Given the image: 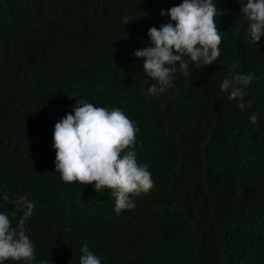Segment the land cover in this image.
I'll return each mask as SVG.
<instances>
[{
  "label": "trees",
  "instance_id": "16d2710c",
  "mask_svg": "<svg viewBox=\"0 0 264 264\" xmlns=\"http://www.w3.org/2000/svg\"><path fill=\"white\" fill-rule=\"evenodd\" d=\"M213 2L217 60L189 77L177 64L172 86L148 95L133 53L182 0H0V213L13 226L22 215L5 193L35 205L34 260L4 264H79L83 246L101 264H264V36L250 43L239 0ZM235 73L256 77L244 110L220 88ZM77 99L137 128L131 150L154 186L119 215L110 190L55 171L54 127Z\"/></svg>",
  "mask_w": 264,
  "mask_h": 264
},
{
  "label": "clouds",
  "instance_id": "9594fccd",
  "mask_svg": "<svg viewBox=\"0 0 264 264\" xmlns=\"http://www.w3.org/2000/svg\"><path fill=\"white\" fill-rule=\"evenodd\" d=\"M239 2L243 5L240 11L248 20V39L256 45L264 36V0ZM217 10L213 0H182L167 11L161 10V16L170 17V22L159 29L151 27L147 33L149 46L133 53L143 61L144 73L154 81L147 89L148 95L162 94L172 86L177 64L179 72L189 77L190 64L203 67L217 60L222 42ZM129 20L123 17V24ZM255 79L251 73H235L231 79L225 78L220 88L229 100H238V107L244 110L246 89ZM77 102L74 114H66L54 127L55 171L65 183L94 184L98 193L110 190L114 211L119 215L135 207L130 197L148 193L154 186L148 166L138 164L136 153L131 150L137 128L118 108L109 111L88 103L87 99ZM249 120L256 124L258 117L253 113ZM2 198L14 205L13 214L20 211L22 215L13 226L8 214L0 213V264L9 260L30 262L35 251L25 225L35 205L24 195L10 199L5 193ZM80 251L79 264H101V259L87 246Z\"/></svg>",
  "mask_w": 264,
  "mask_h": 264
}]
</instances>
